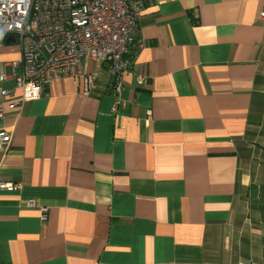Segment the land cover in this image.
I'll use <instances>...</instances> for the list:
<instances>
[{
    "label": "crops",
    "instance_id": "0c3cea01",
    "mask_svg": "<svg viewBox=\"0 0 264 264\" xmlns=\"http://www.w3.org/2000/svg\"><path fill=\"white\" fill-rule=\"evenodd\" d=\"M262 3L145 0L119 93L85 60L87 93L64 77L16 109L0 95V264H264Z\"/></svg>",
    "mask_w": 264,
    "mask_h": 264
},
{
    "label": "built area",
    "instance_id": "2783aa9c",
    "mask_svg": "<svg viewBox=\"0 0 264 264\" xmlns=\"http://www.w3.org/2000/svg\"><path fill=\"white\" fill-rule=\"evenodd\" d=\"M145 0H0V45L8 36L20 48L14 84L0 87L10 108L38 98L52 81L83 78L85 92L94 85L95 75L85 72V60L104 65L109 73V91L122 89V76L132 66L128 56ZM259 17L264 18V0ZM5 74L0 72V81ZM142 83V77H137ZM18 92V95H15ZM5 107L0 105V120ZM11 133L0 128V152L11 141ZM15 185L0 181V189ZM28 206H36L34 199ZM45 217L46 208H41Z\"/></svg>",
    "mask_w": 264,
    "mask_h": 264
},
{
    "label": "trees",
    "instance_id": "16d2710c",
    "mask_svg": "<svg viewBox=\"0 0 264 264\" xmlns=\"http://www.w3.org/2000/svg\"><path fill=\"white\" fill-rule=\"evenodd\" d=\"M135 46V44H131L130 45V47H129V51H128V56L130 57V58H132V60H133V56H134V51H133V49H132V47H134Z\"/></svg>",
    "mask_w": 264,
    "mask_h": 264
},
{
    "label": "water",
    "instance_id": "95a60500",
    "mask_svg": "<svg viewBox=\"0 0 264 264\" xmlns=\"http://www.w3.org/2000/svg\"><path fill=\"white\" fill-rule=\"evenodd\" d=\"M5 42H14V37H13V36H8V37L5 39Z\"/></svg>",
    "mask_w": 264,
    "mask_h": 264
},
{
    "label": "rangeland",
    "instance_id": "374dc122",
    "mask_svg": "<svg viewBox=\"0 0 264 264\" xmlns=\"http://www.w3.org/2000/svg\"><path fill=\"white\" fill-rule=\"evenodd\" d=\"M9 44H16V43L13 42V43H9Z\"/></svg>",
    "mask_w": 264,
    "mask_h": 264
}]
</instances>
